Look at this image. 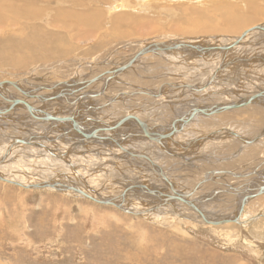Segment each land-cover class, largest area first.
<instances>
[{"label":"bare ground","instance_id":"bare-ground-1","mask_svg":"<svg viewBox=\"0 0 264 264\" xmlns=\"http://www.w3.org/2000/svg\"><path fill=\"white\" fill-rule=\"evenodd\" d=\"M263 1L233 0L232 3L230 2L226 6L231 8V4H237L238 6L241 4L245 7V12H240L244 14L228 10L225 14L220 15L225 23L222 28L204 27L196 33L195 29L197 27L211 22L208 20L211 15H209V12L206 14L208 10L206 12L205 10L207 8L194 10L193 8L196 5L192 7L193 13L190 15L199 18L197 22L193 23L190 20L193 17L189 19V13L187 14L188 19L186 22L188 26L192 27L193 34L220 33L216 34L217 37H212L213 39L209 43L208 40L202 42V40L197 39L188 40V43H179L178 41L158 43L160 41H153L152 44L140 48L135 55L123 59L121 63L116 64L108 58L107 68H110L109 71L108 69H102L103 71L100 72L102 75H96L95 73L93 77L91 76L92 78L85 77L87 80L83 79L82 75L78 73L79 70L76 69L77 72L73 73L70 78H64L65 80L50 84L34 83L33 79L30 78H24L14 83L0 82L2 83L0 85V162L2 161L0 167L15 155L14 161L8 167L5 165L0 168V180L20 182L22 186H28L22 181L12 179L10 176L13 172H16L17 176L22 175L21 178L23 176L31 177L28 174L29 171L31 173L36 172L33 167L23 170L27 164L22 163L20 160L24 158L25 153L29 154L25 146L42 150L49 156L62 160L75 171H77V167L74 168V163L66 161L68 156L89 154L94 155V160L98 158L107 160L109 158L104 156L106 154L111 157L112 162L105 164L115 168L117 173H103L101 176L103 178H107V176L117 178L118 175L119 178L116 181H124V185H120L122 187L118 189L111 187V189L105 188L103 190L114 192L117 195L115 198H102L104 193H100L98 196L94 189L88 185L89 183L82 179L83 187L73 182L59 183L57 179L45 180L42 183L28 187L33 189L36 186H42V189L58 191L67 195L80 196L86 199L89 197L92 201L111 200L114 202L115 207L125 211L131 207H125L127 202H130L129 205L137 207L138 198H140L142 202L147 203L145 205L147 208L141 204V207L145 209L141 210L140 207L138 208L139 211H135L137 213H131L152 217L157 212V218L163 217L164 221L168 223L171 222L172 213L173 215H181L176 211V208L183 204L188 210L185 209L180 218L185 220L212 226L229 225L231 223L244 224L243 221L246 219H241L240 216L246 205L250 203L249 199L260 196V199L264 198V190L260 192L264 187V171L259 173L257 178H248L261 167L264 168L262 158V162L256 166L250 164L242 167V169L240 168L241 170H237V167L232 163L225 165V162L234 160L231 157L233 153H228L230 156H222L221 159L211 155L212 159L207 160V162L209 164L215 163L216 167L223 166V168L210 167V169L206 168L205 172L204 170L200 172L194 168V171H198V176H195L197 183L193 188L188 186L189 181L187 178L188 173L190 174L192 171L186 170V173H182V175L174 172L175 175L171 173L172 176L170 175V169L177 170L176 166L180 168L182 164L185 166L194 163L193 166H195L198 162H203L206 153H211L208 150L209 146H203L199 149V146L205 142H219L224 146L233 145L236 148L238 147L240 151L248 147L242 146L244 143L253 144L252 149H254L264 141V122L259 126L254 125L258 117L264 116V68L260 69L259 67V64H264V24H257L242 31L245 27L255 23L259 16L264 18V9H260L261 3L264 6ZM41 3L42 0H22L21 5H16V0H0V24L10 20L16 23V18L19 15H25L28 20H31L32 17L41 20L55 17L56 19H63L62 21L72 22H78L77 19L81 17V12L71 11L70 7L33 9L35 5ZM61 4L65 5L69 2L64 1ZM16 7H19V10H16ZM122 7H125L123 0H112L111 3L108 0L105 14L111 16L114 10L116 11ZM229 8L219 7L218 10L222 11ZM99 13L101 17L104 16L102 11ZM122 15L119 14L116 17L119 18ZM96 16L98 17L97 12ZM201 19L203 21L207 20V22L202 23ZM4 29L3 26L0 31L2 32ZM27 32L29 34L30 30ZM222 33H228V35L240 34L237 37L225 38L226 36ZM259 33L262 36L257 38L256 35ZM178 45H185L186 48H181ZM189 45H192L193 49ZM97 48L100 51L99 47L93 48V51ZM119 48L121 49V47ZM87 51L89 52V50ZM161 52L169 54L172 58L160 55ZM155 54L159 55L152 56ZM236 55L240 56L236 57ZM98 56L97 54L96 57ZM140 63L142 68L136 67ZM230 64H234V67L229 66ZM231 71L246 76V79H243L244 81L239 80L238 84H235L236 86H232L234 88L226 85L230 81L233 83L234 79L229 80L228 78V73H231ZM130 72L136 73V76H140L144 80L150 79L149 77L151 79L144 83L145 86L133 83L124 78ZM114 88H126V90L119 93L110 92ZM130 96L135 97L130 98ZM150 99L154 103L155 99H157L156 103H163V110L168 112L167 117H160L149 110L145 111L143 109L146 103L150 104ZM135 103L140 104L138 107H134ZM244 106H247V109L242 110L241 108ZM173 108L186 113V115L183 116L172 111ZM236 109H239L240 113H231ZM244 114H247L246 118L241 117ZM239 116L242 119L252 121V124L246 126L242 124L244 126L242 127L239 125L240 123L234 122L235 119H240ZM194 118H196V122L191 123L188 127L187 124ZM27 121L33 123L25 124L24 122ZM199 121L201 122L197 123ZM215 122L224 123V127L214 129L213 131L216 130V133L210 134V137L205 135L206 133L205 136H199L198 138L191 137L194 134L197 135V133L185 134L188 131L187 128L192 130L198 127L200 129L204 126H211ZM10 124L25 128L31 126V134H35L38 130L43 133L39 132L40 134L36 136L23 138L19 135L27 134L18 133V130ZM235 124L246 130L247 133L238 130ZM200 131V133L206 132L202 129ZM251 135L256 136L254 139L247 138ZM15 139L18 140L16 144L14 143ZM6 140L10 141V144L2 149L7 143ZM65 140L70 145L71 151L64 155L54 152L47 146V143H63ZM92 141H99L104 147L93 148ZM127 141L129 143H126ZM229 141H233V143H228ZM123 144H126L127 147H123ZM149 146L151 148H148ZM152 151H162L164 156H168V159L176 158L175 163L162 168L159 163L160 157L152 154ZM239 158L243 159L242 156H239ZM19 161L21 164H17ZM220 162L221 164H219ZM49 164L56 173L62 172L60 164L51 162ZM96 164L101 163L96 162ZM231 165L234 168L230 169ZM85 169L90 174L103 170L102 166L98 168L96 165ZM47 170H50V168ZM105 171L104 169L102 172ZM6 172L10 174L8 177L4 176ZM36 174L39 178L42 177L38 172ZM58 177H65V174H60ZM200 177L201 179H198ZM232 181L234 184H232ZM99 183L101 182L94 181L92 185L93 187H99ZM214 185L222 186L219 192L227 193L225 198L230 200L236 196L237 201L238 196L244 195L247 191L251 192L245 198L242 196L239 203L236 204H233L234 202L230 200L227 202L224 200L227 205L231 204V207L239 210L234 219L213 220L207 214L208 212L202 208V206L205 207V205H202L204 198L198 196L199 193H202L199 191L206 187L209 190ZM162 187L163 189H161ZM80 191L85 195H81ZM157 191H160V193ZM219 205L221 204L219 203ZM219 205H217V209L220 208Z\"/></svg>","mask_w":264,"mask_h":264},{"label":"rangeland","instance_id":"rangeland-1","mask_svg":"<svg viewBox=\"0 0 264 264\" xmlns=\"http://www.w3.org/2000/svg\"><path fill=\"white\" fill-rule=\"evenodd\" d=\"M21 1L16 0V5H21ZM64 1H68L69 4H61ZM111 1L109 0V3ZM190 1L193 5H191ZM195 1L123 0L125 7L114 10L111 16H106L108 0H42L41 4L33 7L34 10L70 7L71 11L81 12V17L77 19L78 22H72L62 21L63 19H56L54 16V18L47 20H41L36 17L28 20L25 15H19L16 18V23L10 20L0 24V28L5 27L2 32L0 31V82L14 83L24 78H30L33 79L34 83L50 84L70 78L73 73L77 72L76 69L79 70L78 73L82 75L83 79H86L85 77L87 76L92 78L95 73L96 75H102L100 73L103 71L102 69H107L108 58L116 64L121 63L123 59L135 55L140 48L152 44L153 41H160L158 43H165V41L188 43V40L197 39L202 40V42L208 40L209 43L213 38L217 37L216 34L220 33L193 34L192 27L188 26L186 22L188 17L189 19L193 17L190 19L193 23L199 20L197 16L190 15L193 13V9L202 10L207 8L205 12L208 10L206 14L209 12L211 18L209 17L208 20L212 22L197 27L195 33L204 27L222 28L225 23L220 15L225 14L228 10L244 14L240 12L245 9L241 4L239 6L231 4V8L226 6V4L232 3L233 0ZM195 5L196 7H194ZM261 5L260 9L263 10L264 6L262 3ZM192 7L194 8L192 9ZM219 7L229 9L220 11L218 10ZM16 10H19V7H16ZM100 11L104 13L103 17L100 16ZM119 14L123 15L119 16V18L116 17ZM187 14L189 15L188 17ZM201 20L202 23L207 22V20ZM191 21L190 23H192ZM257 24H264V18L259 16L255 23L245 27L242 31ZM28 30H30L29 34ZM31 32L33 33L31 34ZM222 34L226 36L225 38L239 35ZM259 36H262V34L256 35L257 38ZM95 47H99L100 51L98 48L93 51ZM97 54L99 55L98 57H96ZM157 55L159 54L154 56ZM160 55L170 57L169 54H164L163 52ZM239 56L236 55V57ZM229 66L234 67V64ZM259 67L260 69L264 68V64H259ZM245 77L239 72L231 71V73H228V78L229 80L234 79L233 83L230 81L232 84L229 82L226 85L234 88L232 86H236L235 84H238L239 80L246 79ZM124 78L141 85L151 79L149 77L150 79L144 80V78L136 76V73H129ZM115 91L118 92L116 89ZM134 97L130 96V98ZM144 106L143 109L145 111L149 110L154 115L167 117L168 112L163 110L164 107L161 102L153 103L152 101ZM247 106L241 109H247ZM181 109L183 110L182 107ZM238 110H233L231 113H240ZM172 111L180 113V115L186 114L174 108ZM246 115L244 114L241 117L246 118ZM263 119L264 116L258 117L254 125H262ZM32 121H29L30 124L33 123ZM29 122L24 123L29 125ZM195 122L196 120L194 119L190 121L187 124L188 127ZM219 122L200 129L198 127L192 130L187 128L188 131L185 134L197 133V135L194 134L191 137L198 138L206 133L210 137V134L216 133V130L213 131L214 129L224 127V123L219 124ZM234 122L240 123L239 125L241 126L242 124L244 126L252 124V121L242 118L235 119ZM10 125L16 128L18 133H26L27 135H19L23 138L36 136L40 134L39 132L43 133L38 130L35 134H31V126L25 128L20 125ZM235 126L238 127V130L247 133L246 130L237 124ZM201 129L206 132L199 135ZM255 136L251 135L247 136V138L254 139ZM66 140L63 143H47V146L54 152L64 155L71 151V147ZM6 142L5 145L2 144L4 145L2 149H5L10 144V141L6 140ZM228 143H233V141ZM250 145L253 144H242V146ZM259 145L254 149H252V146L251 148L245 147L243 155L246 160L249 158H252L251 161L254 159L260 160V157H264V141ZM203 146H209L208 150L213 148V155L219 159H221V154L226 156V153L237 151L235 146H224L219 142H205L199 146V149ZM148 148H151V146ZM25 149H28L26 151L29 154L25 153L24 158L20 160L22 163L27 164L23 170L33 167L42 177L39 178L36 172L31 173V171L28 173L31 177L23 176L24 179L21 178L22 175L17 176L16 172L11 175L6 172L4 176L8 177L10 175L12 179L22 181L28 186L37 185L45 180L52 181V179H57L59 183L73 182L83 187L82 179L89 183L88 185L94 189L98 196L100 193H104L102 198H115L117 196L109 190L103 191L105 188L111 189V187H114L118 189L124 185V181H116L119 178L118 175L117 178L110 176L103 178L101 176L103 173H117L115 168L105 164L112 162L111 159L98 158L92 160L86 155H70L66 161L74 163V168L77 167V171H75L62 160L55 159L42 150L28 146H25ZM151 153L160 157L159 163L162 168L175 163L176 158L168 159V156H164L162 151H152ZM210 156V152L206 153L205 158L203 157V162H198V164L195 162L197 164L195 166H193L194 163L185 165L186 167L183 164L180 168L176 166L177 170L170 169V175H175L174 172L182 175V173H186V170L192 171L190 174L188 173L187 178L189 181L188 186L193 188L197 183L195 176H198V171L202 172L204 170L205 172L206 168L210 169V167L223 168V166L216 167L215 163L209 164L207 160L212 159ZM14 159L15 155L6 161L3 166L7 165L8 167ZM170 160L172 162H169ZM20 161L17 164H21ZM49 162L60 164L62 172L56 173L50 167L51 164L48 165ZM96 162L101 164L97 165ZM225 163V165L232 163L234 166L237 164L235 160ZM258 164L260 163L255 164V166ZM86 165L88 166L85 167ZM95 165L98 168L102 166L103 170L105 169L106 171L102 172L103 170H99L97 173L92 172V174L86 171L85 168H91ZM232 167L231 165L230 169ZM236 167L238 170L241 164L239 163ZM48 168L50 170H47ZM194 168L198 171H194ZM262 171H264L263 167L255 172L257 174L253 173L248 178H257V175ZM60 174H65V177L59 178L58 175L60 176ZM198 179H201V177ZM94 181L101 182L99 183L100 186L93 187ZM232 184H234L233 181ZM220 188L222 189V186L214 185L209 190L206 187L199 191L202 193H199L198 196L204 198L202 205H205V207L201 206L213 220L234 219L239 210L231 207V204L227 205L225 203V201L227 202L230 199L225 198L227 193L219 192ZM83 189L85 190V188ZM157 192L160 193V191ZM248 193L251 192L247 191L244 193L242 195L243 198L248 196ZM242 196H238V202L236 201V196L232 197L230 201L234 202L233 204L239 203ZM260 197H251L249 199L250 203L246 205L240 216L241 219H246L243 221L245 222L244 224L231 223L229 225H220V227L204 225L180 218L184 214V210H188L183 204L176 208V211L181 215H173L172 213V217L170 216L171 222L168 223L164 221L163 217L157 218V212L152 217L148 215L150 218L147 215L133 214L137 213L135 211L140 210L138 208L141 207V204L144 206L147 204L142 202L140 198H138L137 207L129 205L130 202L126 203L125 207L131 206L127 209L129 213L127 210H121L113 205H104L80 196L67 195L49 189H25L0 180V264H264V198L260 199ZM217 205H219V209L216 208ZM141 208L143 210L147 207Z\"/></svg>","mask_w":264,"mask_h":264},{"label":"crops","instance_id":"crops-1","mask_svg":"<svg viewBox=\"0 0 264 264\" xmlns=\"http://www.w3.org/2000/svg\"><path fill=\"white\" fill-rule=\"evenodd\" d=\"M154 56V55H153ZM140 66H142V64L140 63L139 65H137L136 67H139L140 68ZM108 69V68H107ZM110 69V68H109ZM130 73H133V72H130ZM128 75V74H127ZM126 75V76H127ZM118 92H116L115 91V89L114 90H111L110 92H113V93H119V92H122V91H124V88H120V89H116ZM64 100V99H63ZM65 101V100H64ZM153 101V100H152ZM152 101H149V102H152ZM156 101H157V99H155V103H156ZM153 103H154V101H153ZM140 103H135L134 104V107H138V105H139ZM147 104V103H146ZM186 115V114H185ZM185 115H183V116H185ZM100 117V116H99ZM97 119V118H96ZM194 120H196L195 118H194ZM191 121H193V119L191 120ZM202 133H200L199 135H201ZM204 135V134H203ZM203 135H201V137H203ZM206 135H208V134H206ZM92 147L93 148H96V147H104V145L102 144V143H100L99 141H92ZM126 143H129L128 141L126 142ZM102 145V146H101ZM251 146H253V145H250V146H248L249 148H251ZM29 147V146H28ZM123 147H127V145L126 144H123ZM83 151V150H82ZM210 151H211V155H212V157H214V155H213V148H211L210 149ZM84 152V151H83ZM243 153H244V151H243V149L242 150H240L239 151V149H238V147H237V151H235V152H233V154L231 155V157L232 158H234V160H236V166H238L239 165V163L241 164V169H242V167H244V166H249L250 164H257V163H261L262 162V160L260 159H254V160H252L251 161V159L252 158H249V159H245V157H244V155H243ZM223 157H227V156H230L228 153H226V156H224L223 154H221ZM87 157H89V158H91L92 160H94L93 158H94V155H89V154H87L86 155ZM105 157H108L109 159L111 158L109 155H104ZM221 156V157H222ZM239 156H242L243 157V159H240L239 158ZM211 157V156H210ZM260 158H263V157H260ZM240 168H238V170H241Z\"/></svg>","mask_w":264,"mask_h":264},{"label":"water","instance_id":"water-1","mask_svg":"<svg viewBox=\"0 0 264 264\" xmlns=\"http://www.w3.org/2000/svg\"><path fill=\"white\" fill-rule=\"evenodd\" d=\"M178 46H180L181 48H186V46L185 45H178ZM177 46V47H178ZM189 47L190 48H192L193 49V47H192V45H189ZM180 49V48H179ZM0 85H2V83H0ZM18 142V140H14V143L16 144ZM32 143H33V140H32ZM4 161H5V158L3 159ZM2 162V161H1ZM0 162V164H2ZM2 178V177H1ZM3 179V178H2ZM1 181H3V182H6V183H9V184H12V185H16V186H18V187H22V188H25V189H30V187H28V186H22V184L21 183H19V182H14V181H9V180H6V179H3V180H1ZM33 189H42V186H36V187H34ZM264 190V187H262V189L260 190V192H262ZM79 193H81V195H85L84 193H82V191H80ZM86 197V196H85ZM87 199H90L89 197L87 198ZM245 200V199H244ZM95 202H97V203H101V204H104V205H113L114 206V203L111 201V200H106V201H99V200H97V201H95ZM224 223V222H223Z\"/></svg>","mask_w":264,"mask_h":264}]
</instances>
